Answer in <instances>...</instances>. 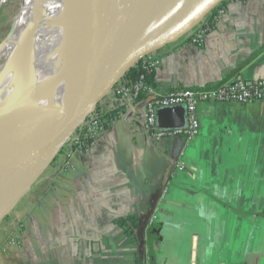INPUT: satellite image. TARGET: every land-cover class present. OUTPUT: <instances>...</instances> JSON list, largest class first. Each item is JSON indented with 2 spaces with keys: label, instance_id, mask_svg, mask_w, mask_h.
Wrapping results in <instances>:
<instances>
[{
  "label": "crops",
  "instance_id": "1",
  "mask_svg": "<svg viewBox=\"0 0 264 264\" xmlns=\"http://www.w3.org/2000/svg\"><path fill=\"white\" fill-rule=\"evenodd\" d=\"M222 7L202 44L188 35L159 52L157 89L264 79V0ZM140 109L113 113L89 153L67 150L37 182L16 231L23 246L6 261L20 251L40 264L51 249L60 264H142L115 220L137 215L141 224L157 203L144 264H264V101L200 104L201 132L189 145L151 140ZM174 161L186 168L173 176Z\"/></svg>",
  "mask_w": 264,
  "mask_h": 264
},
{
  "label": "water",
  "instance_id": "2",
  "mask_svg": "<svg viewBox=\"0 0 264 264\" xmlns=\"http://www.w3.org/2000/svg\"><path fill=\"white\" fill-rule=\"evenodd\" d=\"M226 1L203 0L180 19L162 24L171 0H71L81 32V43L78 39L74 47L80 76L74 84L62 83L0 156V225L121 79L147 55L185 39ZM15 82L19 86L22 81L17 78ZM13 95L12 90L0 94V112L2 106L12 104ZM152 99L149 96L146 103ZM156 126L160 131L187 128L185 106L158 108ZM180 139L184 143L185 139ZM156 207L157 203L138 231L142 264L145 234Z\"/></svg>",
  "mask_w": 264,
  "mask_h": 264
},
{
  "label": "bare ground",
  "instance_id": "3",
  "mask_svg": "<svg viewBox=\"0 0 264 264\" xmlns=\"http://www.w3.org/2000/svg\"><path fill=\"white\" fill-rule=\"evenodd\" d=\"M8 1L0 0V4ZM202 1L171 0L162 24L180 19ZM78 39L81 43L71 0L21 1L9 33L0 42V94L14 92L12 104L2 106L0 112V156L62 83L78 80L79 68L74 59ZM17 78L22 81L19 86Z\"/></svg>",
  "mask_w": 264,
  "mask_h": 264
},
{
  "label": "built area",
  "instance_id": "4",
  "mask_svg": "<svg viewBox=\"0 0 264 264\" xmlns=\"http://www.w3.org/2000/svg\"><path fill=\"white\" fill-rule=\"evenodd\" d=\"M222 6L223 4L212 11L201 25L189 35L193 44L200 45L203 43L206 35L213 29L218 19L224 15L225 10ZM160 59L159 52L147 55L134 68L139 72L145 70V73H141L136 78L127 74L121 79L113 90L99 103L96 110L88 116L77 132L68 140L66 144L68 150L89 153L96 141L107 129L108 119L106 116L120 109H126V111L130 112L131 107L138 105L141 108L139 116L143 121L144 131L151 140L162 141L184 138L186 145H189L201 132V124L198 117L200 104L204 102H233L246 105L251 102L264 101V79L258 81L240 80L214 88L176 89L162 92L149 85L146 81V75L155 73L159 67L161 63ZM149 96H153V99L146 103V99ZM178 105H183L186 108L188 127L160 131L156 126L157 109ZM114 120L115 118L111 119V123ZM67 154L65 168L69 169L72 168V162L69 157L70 154ZM172 165L173 170L170 173L173 176L177 171H184L186 168L185 163L178 161H174ZM166 193L167 189L164 190L160 200H164ZM17 208L0 225V233L6 238L0 244V259L8 258L12 249L22 246V241L17 235L8 237L10 232L15 234L22 226V220L16 215L18 213L16 212ZM12 214L15 215L14 218H12ZM156 220L157 216L154 214L151 218V223H154Z\"/></svg>",
  "mask_w": 264,
  "mask_h": 264
},
{
  "label": "rangeland",
  "instance_id": "5",
  "mask_svg": "<svg viewBox=\"0 0 264 264\" xmlns=\"http://www.w3.org/2000/svg\"><path fill=\"white\" fill-rule=\"evenodd\" d=\"M21 1L22 0H10L3 5L1 4V6H0V42L9 33V30L11 28V20H12L13 16L16 14ZM193 35H194V33H193ZM27 198L28 197L26 196L17 206L18 208H17L16 212H18V213H16V215L19 216V219H21V220H22L23 213L25 212V209H26L24 205L27 203V200H28ZM28 203H29V201H28ZM14 217H15V215L12 214V218H14ZM22 224H23V222H22ZM17 234L18 233L12 234L10 232V236L11 235H17ZM33 247H36V244H34ZM17 248H20V247H17ZM30 255H37V254L34 252H30ZM41 257H42V259H41L40 264H60L59 260L57 259L56 256H54L53 251L51 249L50 250L45 249L43 254L41 253ZM6 260L7 259H0V264H23V262H24V264H29L24 259H22L20 251L17 252L16 258L10 259L9 261H6ZM37 261L40 262V258L37 257Z\"/></svg>",
  "mask_w": 264,
  "mask_h": 264
},
{
  "label": "trees",
  "instance_id": "6",
  "mask_svg": "<svg viewBox=\"0 0 264 264\" xmlns=\"http://www.w3.org/2000/svg\"><path fill=\"white\" fill-rule=\"evenodd\" d=\"M183 40H181L178 43H181ZM141 73H145V70H142V72H139L136 69H132L128 74H129V76H133L134 78H136ZM154 74L155 73L147 74L146 75V81H147V83L149 85H151V86H153V87L156 88L157 85L155 83V76H154ZM106 117H107L108 122H109V121H111V119H113L115 117V114H108ZM67 150H68V148L65 147L64 150L61 152L60 156H58V158L56 159V161L53 163L52 167L66 153ZM115 223L117 225H119L124 230V232L126 233V235L129 236V237H131L132 240L134 241V245H135V248H136V254H137V261H138V263H140V260H141L140 238L138 236V231H139V228H140V223H139L138 216L137 215H130V216H127V217L118 218V219L115 220ZM22 228H23V225L20 227V230L21 231H22ZM9 236H10V234H8V237ZM22 246H23V242H22ZM23 264H24V262H23Z\"/></svg>",
  "mask_w": 264,
  "mask_h": 264
}]
</instances>
